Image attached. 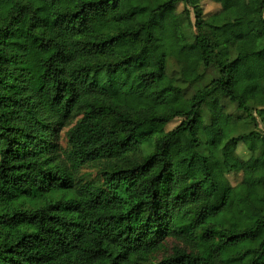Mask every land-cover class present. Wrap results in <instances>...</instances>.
Listing matches in <instances>:
<instances>
[{"label": "trees", "instance_id": "1", "mask_svg": "<svg viewBox=\"0 0 264 264\" xmlns=\"http://www.w3.org/2000/svg\"><path fill=\"white\" fill-rule=\"evenodd\" d=\"M262 159L264 0H0V264H264Z\"/></svg>", "mask_w": 264, "mask_h": 264}, {"label": "rangeland", "instance_id": "2", "mask_svg": "<svg viewBox=\"0 0 264 264\" xmlns=\"http://www.w3.org/2000/svg\"><path fill=\"white\" fill-rule=\"evenodd\" d=\"M142 39L143 36L139 37L134 43L138 46ZM12 42L18 45L23 44L20 35H15L12 39ZM30 56L32 58L31 69L35 76L33 80V85L38 86L41 82V77H40V70L38 67L39 65L38 50L35 47H32L30 49ZM150 61H151L150 59L147 61L148 64H150ZM236 68L240 69V74H241L238 77V84H237L238 90L242 93H245L247 88H249L253 83H255L256 78L260 74L256 64V57L251 55L242 57L240 61L237 63ZM262 164H264V159L260 161H250L245 167L252 170ZM252 200L258 205H263L255 197H253Z\"/></svg>", "mask_w": 264, "mask_h": 264}]
</instances>
